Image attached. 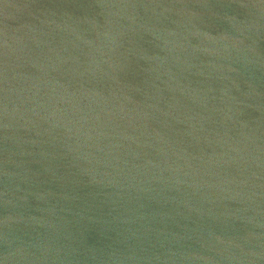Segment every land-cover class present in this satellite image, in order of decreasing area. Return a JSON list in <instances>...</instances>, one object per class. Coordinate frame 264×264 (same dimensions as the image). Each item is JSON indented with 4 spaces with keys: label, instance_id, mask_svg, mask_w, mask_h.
I'll return each instance as SVG.
<instances>
[{
    "label": "water",
    "instance_id": "obj_1",
    "mask_svg": "<svg viewBox=\"0 0 264 264\" xmlns=\"http://www.w3.org/2000/svg\"><path fill=\"white\" fill-rule=\"evenodd\" d=\"M0 264H264V0H0Z\"/></svg>",
    "mask_w": 264,
    "mask_h": 264
}]
</instances>
